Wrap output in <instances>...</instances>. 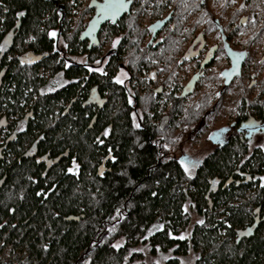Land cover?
<instances>
[{
    "label": "trees",
    "instance_id": "16d2710c",
    "mask_svg": "<svg viewBox=\"0 0 264 264\" xmlns=\"http://www.w3.org/2000/svg\"><path fill=\"white\" fill-rule=\"evenodd\" d=\"M53 5L52 0H0V70L8 63L0 111L23 116L27 108L35 118L8 151L1 152L0 137V264H146V252L169 253L163 264H180L190 252L194 264H264V219L254 221L264 212V149L250 152L233 138L197 165L184 162L193 160L190 135L210 106L206 99L198 108L183 104L177 93L176 23L144 52L140 40L146 29L123 20L107 31V41L122 32L124 58L105 61L102 74L89 66L66 69L63 50L78 49L81 24L69 34ZM156 9L152 20L160 16ZM19 10L25 13L7 61L3 31L13 26ZM50 28L60 32L57 46ZM30 31L36 40L25 45ZM27 47L36 53L29 64L17 60ZM87 53L96 64L97 52ZM119 62L136 79L133 105L128 86L115 79ZM80 71L86 83L67 81ZM155 75L163 85V101L154 91ZM96 87L107 97L101 108L84 104ZM54 117L60 120L53 126ZM105 127L108 134L97 140ZM37 138L38 153L30 156L28 146ZM51 145L53 152L68 148L69 155L46 170L36 156ZM104 158L108 169L98 173ZM227 180L244 184L223 187ZM212 181H219L214 193ZM70 216L78 220H67ZM192 216L198 219L191 223Z\"/></svg>",
    "mask_w": 264,
    "mask_h": 264
},
{
    "label": "flooded vegetation",
    "instance_id": "af4514ba",
    "mask_svg": "<svg viewBox=\"0 0 264 264\" xmlns=\"http://www.w3.org/2000/svg\"><path fill=\"white\" fill-rule=\"evenodd\" d=\"M52 1L54 2L53 10L56 9L60 17L65 18L69 34L78 24H81L78 26L75 44L79 45L78 49L68 46L66 50H63V57L68 65L66 69L75 66L82 70L83 67L89 66L91 72L97 71L102 74L105 61L107 63L110 59L124 58L125 48L121 46L124 37L120 35L122 32L119 31L115 38H112L110 42L107 41V31H111L109 29L113 26L119 27L123 20L130 22V19H133V25L136 24L140 30L146 29L145 36L140 40V51L144 52L161 41L162 37L159 35L161 31L164 32L168 26L176 23L178 27V46L174 54L178 61L176 72L178 67L184 68L191 63L190 77L185 82L183 79L186 76L180 77L177 72L176 77L180 82L177 93L182 98L183 104L193 103L198 108L206 99L210 106L203 115L202 122L194 127L195 133L192 132L193 135H190L195 152L191 162L189 158L185 159L187 166L199 164L206 154L227 146L233 138L238 139L243 146H249L250 152L255 149H264V108L258 112L249 109L251 106L264 107V0H120L122 4L129 1L128 9L115 22L108 19L101 24L95 37L93 34L95 25L90 21L96 10L103 5L104 0H65L64 3ZM155 4L158 9L154 6ZM3 8L7 10V6ZM154 8L160 11V16L152 20L150 17ZM73 10L83 11L84 24H82L84 20L78 18L72 25ZM175 12L176 19L173 21ZM24 13L23 10L17 11L13 26L3 31L2 43L5 45L7 61L12 58L8 45L17 41ZM163 19H165L164 23L152 37L150 25ZM50 32L56 33L54 45L57 46L60 32L53 28L48 30V33ZM35 40L34 33L30 31L22 41L25 45H29ZM90 50L97 52L96 64L88 61L87 51ZM35 55L34 47H27L16 57L22 63L29 64L33 63ZM3 56L4 53L2 58ZM4 67L0 70V85L1 78L8 69V63ZM118 67L127 75L122 85L128 86L127 94L131 97L130 104L133 105L135 99L130 90L135 85V82L132 83L135 79H132L131 71L123 63L119 62ZM38 70L43 72L42 68ZM80 73L81 75L77 78L68 77L67 81L72 83L80 80L83 84L86 83L81 71ZM159 75L153 78L154 91L161 95V101H163V85L157 81ZM161 75L163 77V73ZM47 76L48 74H45V77ZM189 98L192 100L187 102ZM248 98L254 99L255 102H248ZM242 99L245 100V104ZM84 102L85 105L95 104L101 108L103 104H106L107 97L96 87V90L89 91ZM24 111L23 116L0 111V137L3 139L1 152L8 151L10 142L27 129L30 120L35 119L27 108ZM59 120L58 117L52 118V125L54 126ZM137 121L141 124L139 118ZM93 122L92 119L90 124ZM108 128L105 127L104 130L108 131ZM104 133L102 130L97 140H100ZM40 138L28 146V155L33 156L38 153L37 146ZM199 138L201 143L194 145L193 142ZM53 148L54 146L51 145L43 154L36 156L46 162V170L51 169L61 158L69 155L68 148L56 152H53ZM106 160V158L101 160L97 168L98 173L108 169ZM230 184L238 186L244 183L227 180L223 187ZM218 185L219 181H212L210 193L216 192ZM259 218L264 219V212L256 213L254 221L259 223ZM257 223L253 227L257 226Z\"/></svg>",
    "mask_w": 264,
    "mask_h": 264
},
{
    "label": "rangeland",
    "instance_id": "374dc122",
    "mask_svg": "<svg viewBox=\"0 0 264 264\" xmlns=\"http://www.w3.org/2000/svg\"><path fill=\"white\" fill-rule=\"evenodd\" d=\"M87 16V15H86ZM78 18L79 19H81L82 18V21H83V23L82 24H84V22H85V15H84V13H83V11L82 12H77L76 10H73V12H72V17H71V23H72V25H73V23H75V22H77V20H78ZM256 48V47H255ZM185 70H188L187 72L185 71ZM177 72H178V74H179V76L180 77H182V76H186V77H184V79H183V81L185 82V80H187V78L188 77H190V73H191V63H189V64H187L184 68H182V67H178V69H177ZM186 72V73H185ZM45 74H47L46 72H45ZM189 75V76H188ZM143 75H139V77L140 78H143L142 77ZM127 78V75H126V73H125V71H123L121 68H120V70H118V72H117V75L115 76V79L116 80H120V81H123L124 79H126ZM182 79V78H181ZM136 80V79H135ZM135 80L132 82V83H134L135 82ZM182 81V82H183ZM135 84V83H134ZM139 88H142V85H140L139 86ZM192 100V98H189L188 100H187V102H190ZM234 101V100H233ZM232 101V102H233ZM206 132V131H205ZM204 132V133H205ZM200 139L201 138H199V140H195L194 142H193V144L194 145H198L199 143H201V141H200ZM194 148V147H193ZM192 153H190V155H191V157L192 158H194V150L193 151H191ZM198 218H197V216H192L191 217V223L192 222H194V221H196ZM142 250H144L145 251V249H142ZM147 251V250H146ZM145 251V252H146ZM170 254L169 253H167V254H162V253H160V254H157V255H151L150 253L148 254V252H146V256H145V263L146 264H151L152 262H157L158 264H163V261L169 256ZM194 259H195V256H194V254L192 253V252H190L189 253V255H187V256H185V257H180V264H194Z\"/></svg>",
    "mask_w": 264,
    "mask_h": 264
},
{
    "label": "water",
    "instance_id": "95a60500",
    "mask_svg": "<svg viewBox=\"0 0 264 264\" xmlns=\"http://www.w3.org/2000/svg\"><path fill=\"white\" fill-rule=\"evenodd\" d=\"M109 0H104L103 5L98 8L94 14V16L92 17L90 23H94V37L97 34V31L99 29V27L101 26V24H103L106 20L111 19L113 22H115L117 20L118 17H120L129 7V1L125 2L123 4V7H117L116 9H114L113 11H107L103 8V6L108 3ZM165 19L161 20V21H155L154 23H152L150 25V29L152 30V37L155 35L156 31L161 27V25L164 23ZM67 220L70 219H75L78 220V217H67Z\"/></svg>",
    "mask_w": 264,
    "mask_h": 264
},
{
    "label": "snow or ice",
    "instance_id": "6c2138e0",
    "mask_svg": "<svg viewBox=\"0 0 264 264\" xmlns=\"http://www.w3.org/2000/svg\"><path fill=\"white\" fill-rule=\"evenodd\" d=\"M117 7H123V4L120 2V0H109V2L106 3V4L103 6V8H104L105 10H107V11H113V10L116 9ZM49 35L54 37V36L56 35V33H55V32H50ZM113 46H115V44H114ZM67 66H68V65L65 64V67H67ZM116 82H117V83H122V81H120V80H117ZM130 102H131V101H130ZM136 127H139V125H136ZM104 134L107 135V134H108L107 131H105ZM100 142L102 143V141H100ZM181 165H182V167H184V170H185L186 173L189 172V168L184 164L183 161L181 162ZM68 171H69V172H72L73 169H72V168H69ZM262 179H264V178H262ZM37 195H40V193H37ZM201 223H202V221H201ZM182 238H183V237H181V239H182Z\"/></svg>",
    "mask_w": 264,
    "mask_h": 264
}]
</instances>
